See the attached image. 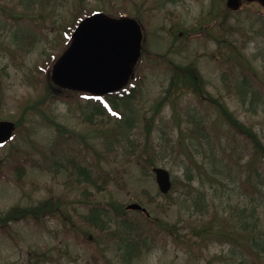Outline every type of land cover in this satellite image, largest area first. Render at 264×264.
<instances>
[{
    "label": "rangeland",
    "instance_id": "1",
    "mask_svg": "<svg viewBox=\"0 0 264 264\" xmlns=\"http://www.w3.org/2000/svg\"><path fill=\"white\" fill-rule=\"evenodd\" d=\"M224 5L225 0H84L86 10L139 16L148 52L192 63L200 73L205 96L174 87L170 102L155 114L172 72L165 61L141 54L140 83L127 107H118L135 119L133 138L151 119L147 152L172 180L163 194L153 166L114 129L122 127L117 118L95 113L91 96L67 92L70 102H39L46 92L44 62L59 52L78 0H0V120L22 124L0 145V216L51 198L56 207L38 219L0 226V264H264V191L244 193L238 185L249 146L209 100L218 99L264 143V9L251 2L215 15ZM237 53L254 73L246 85L242 72L230 69ZM56 123L76 136L61 135ZM262 156L256 163L263 171ZM132 202L148 216L127 209ZM203 204L220 212L216 224L237 225L235 240H199L193 231ZM93 206L103 212L100 227L83 220ZM245 217L254 227L249 238L239 225ZM110 229L117 236L108 238ZM128 230L137 244L131 261L118 248L125 251Z\"/></svg>",
    "mask_w": 264,
    "mask_h": 264
},
{
    "label": "trees",
    "instance_id": "2",
    "mask_svg": "<svg viewBox=\"0 0 264 264\" xmlns=\"http://www.w3.org/2000/svg\"><path fill=\"white\" fill-rule=\"evenodd\" d=\"M78 8L77 12L74 14V17L72 21L66 26L64 31L62 32L61 35V45L59 46V54L65 49L67 44L69 43L70 40V34L73 30V28L76 26L78 21L83 18L84 16L90 14L93 12L94 9H85L84 7V0H78ZM102 10H106L105 8H100ZM223 12L225 14L230 13L224 6L219 9L217 13ZM123 14L122 11L118 10L117 11V16H121ZM214 15V16H215ZM134 17L140 22V17L137 15H134ZM205 34H208V31L203 30ZM195 35H198L195 33ZM231 44V42H229ZM142 54H149L153 55L154 57H158L165 61L170 68L172 72L171 76V81H170V89L168 91V94L164 95L159 99V102H157L154 113H158L161 109V107L166 103L170 102L171 96H172V89L175 87H181V88H187L191 87L193 91L200 96H205L203 94V88L201 87V76L200 73L198 72L197 68L192 64L188 63L186 65H180L171 62L170 60L167 59L165 55H157V54H151L150 52L147 51L145 47L142 49ZM55 58L54 56H49L48 60L44 62V65L46 67H49L50 64L52 63V59ZM230 63V69L231 71L234 72L235 68H238L240 72H242V79L241 82L243 85H246L247 82L249 81L250 77L254 76L252 74L253 70L251 66L249 65L248 62H245V59L238 54L237 57L234 58V62H231V59H229ZM141 80L140 76V68L138 67V64L135 66V72H134V77L129 81V83L121 90L118 92H114L109 95H105L102 97H94L95 103H94V110L96 114H102L106 113L109 115L114 116L116 119V124L122 126V127H117L114 128L115 130L118 129L120 133L122 134L123 138L129 143L132 144V148H139V151L142 153V158L146 161L148 167H152L155 165V158L153 155L149 154L148 148H149V140L151 136V119L146 123L145 128L143 130H140L139 133L133 138L131 136V130L136 124L135 119L133 115L127 116L125 115L123 110H120L119 104L120 102L123 103L125 107H127L128 102L130 99L134 96V93L136 92V88L138 87L139 83ZM67 92H72L63 88H60L58 86H55L49 79L47 80L46 83V92L42 99L39 101L40 103H44L48 101L49 99H62L66 101H72L73 96L67 95ZM76 93V92H72ZM102 100H105L107 102H102ZM211 104L215 105L218 110L222 113V116L224 117L225 121L228 123L230 128L234 131V133L238 136L240 140H243L245 143V148L247 149L249 153V157L246 162V169L243 171L244 173L239 175L238 179V185L241 190H243L244 193H253L257 192L258 194H261L264 191V170L262 171L260 168L257 166V159L260 154L264 155V143L261 140V137L258 135L257 131L254 130L252 127L244 124L241 122L238 118H236L233 113L223 104L221 103L218 99L210 97L209 98ZM37 103L34 105L26 106L24 109V112L27 110V108H36ZM21 121L17 122L18 128L21 127ZM57 127L61 131V135H69L70 137H75L76 134L72 132V130H67L64 127L59 126L57 124ZM102 125L99 126V130L102 131L103 127ZM142 135V139L139 138V136ZM63 136L59 137V140ZM141 148V150H140ZM20 168V167H19ZM21 169V168H20ZM81 171H85L84 167H80ZM21 173V172H20ZM193 175V174H192ZM192 175H189V179H191ZM106 179V178H105ZM193 203H195V199H193ZM55 206V201L51 198L48 200H45L44 202L33 206V207H25V208H11L9 209L3 216H0V226L4 228V225L8 224L11 221H17L23 218L27 217H32L33 219H38L43 215H46L48 213H52L53 211L56 210ZM126 210H124L125 215ZM139 212V211H138ZM209 212V214H208ZM103 212H101L97 207H91L90 211L87 215L83 216V220L88 223L89 225H96L97 227L101 226V218ZM220 212L218 210H214L213 212H210L207 205L203 204V209L201 211V218L199 226L195 228L193 231L196 233V236L200 237V241L202 243L207 242L210 239L216 238L219 241L221 240H227V241H232L235 240L232 236V230L235 228L236 224L233 225H220L216 224L215 221L219 217ZM227 216L223 217H229V214H226ZM143 216V215H142ZM207 216V217H206ZM125 221L127 220L126 217L123 218ZM143 219L146 222H150L149 225L151 224V219L146 218L143 216ZM249 221L247 217L242 219V223L240 225V230L245 234L246 237L249 238V236L254 233V227H248L246 221ZM237 227V225H236ZM165 229H168L166 227ZM129 234L128 237H125L124 239V247L125 251L121 250V247H118L120 249L121 253V258L126 261H131V258L133 257L134 254L137 253V244H135L133 241H131V235H130V230L127 231V235ZM108 238H112L117 236L116 230H108L107 231ZM146 239H142L141 242H145ZM145 248H149V246H145ZM264 249V248H263ZM257 257H260V253L256 254Z\"/></svg>",
    "mask_w": 264,
    "mask_h": 264
},
{
    "label": "water",
    "instance_id": "3",
    "mask_svg": "<svg viewBox=\"0 0 264 264\" xmlns=\"http://www.w3.org/2000/svg\"><path fill=\"white\" fill-rule=\"evenodd\" d=\"M257 1L264 6V0ZM241 0H227L226 6L235 10ZM142 42V30L133 17H112L96 11L82 19L71 34L66 50L54 63L50 77L65 88L104 95L120 90L133 76ZM15 128L12 121L0 120V143L7 141ZM264 162V157H263ZM161 192L171 187L169 171L153 168ZM127 208L141 209L137 203Z\"/></svg>",
    "mask_w": 264,
    "mask_h": 264
}]
</instances>
